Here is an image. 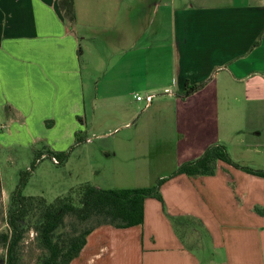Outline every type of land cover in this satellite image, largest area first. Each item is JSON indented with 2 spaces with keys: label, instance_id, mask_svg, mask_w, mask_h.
<instances>
[{
  "label": "crops",
  "instance_id": "0c3cea01",
  "mask_svg": "<svg viewBox=\"0 0 264 264\" xmlns=\"http://www.w3.org/2000/svg\"><path fill=\"white\" fill-rule=\"evenodd\" d=\"M59 1L0 0V197L6 153H67L78 134L98 139L87 142L93 166L101 155L114 164L117 148L136 157L142 141L164 145L159 173L129 182L154 186L214 145L264 170L253 160L264 164V0H73V26ZM140 93L158 96L142 113L127 101ZM117 125L142 132L96 136ZM161 192L165 211L149 199L143 226L95 229L71 264H264L263 178L218 162L214 176H178Z\"/></svg>",
  "mask_w": 264,
  "mask_h": 264
},
{
  "label": "trees",
  "instance_id": "16d2710c",
  "mask_svg": "<svg viewBox=\"0 0 264 264\" xmlns=\"http://www.w3.org/2000/svg\"><path fill=\"white\" fill-rule=\"evenodd\" d=\"M60 9L71 26L76 22L73 0H60ZM208 82L187 85L180 98L187 100L202 90ZM77 144L83 138H77ZM48 153L59 160V165L69 158L70 152H38L30 170L20 173L7 212V230L0 232V264H23V244L30 231L35 233L36 246L41 254L36 264H71L86 247L88 237L102 226L116 229L141 227L145 222V203L159 201L164 208L162 187L178 176H214L218 162H223L249 175L264 179V170L253 169L234 162L226 147H209L197 160L181 165L172 175L159 179L154 187L138 189L103 190L91 184L73 189L69 194L56 198L52 203L41 196H25L26 188L38 159ZM259 215L264 210L256 208ZM70 218L71 221L67 222Z\"/></svg>",
  "mask_w": 264,
  "mask_h": 264
},
{
  "label": "rangeland",
  "instance_id": "374dc122",
  "mask_svg": "<svg viewBox=\"0 0 264 264\" xmlns=\"http://www.w3.org/2000/svg\"><path fill=\"white\" fill-rule=\"evenodd\" d=\"M94 53L103 56V47L101 46L99 51L94 49ZM103 61L104 58H95V66L101 65L96 69L97 71L102 69ZM139 95L141 97H145V94L143 93H140ZM151 95L155 96L154 100L158 98L157 94ZM127 101L130 103L133 101L137 108L140 109L139 113H142L145 110V103H138L133 97L127 99ZM132 125H135V122L129 127ZM129 127L117 125L114 126L110 132L106 130L107 134H104L103 132H97L96 136L100 138H117L120 136V138L123 140L121 143H125L126 138L131 141L134 139L131 137L133 134H140L142 132V129L140 128L137 130L135 128L129 129ZM80 136L81 135L78 134V137ZM89 137H92L91 140H93V142H97L98 140L95 138V136L90 134ZM80 138H83L84 141L80 144H77V141L75 142V144L70 149L71 155L64 165H55L52 161L53 156L48 155V153H45V155L38 159L39 161L32 171L28 184L24 189L25 196H41L44 197L48 203H52L56 198L67 195L71 190L76 189L84 184H91L93 186L102 185L105 187L103 190L138 189L134 188V185H149L147 188H151L155 186H152L154 183L153 181L149 182L148 184V179L145 178L142 182H129V177L131 175L134 177H143L146 176V174L151 177L152 174H155V172L158 174L163 168V166L160 165V170L156 171L160 167V162L165 163V160L168 159V154L164 152L166 149L164 145L159 144V142L154 144L151 141H142L144 151L140 156H127L125 155V152L117 148L115 150L117 152V159L114 164L107 161V156L101 155V157H99V161H103V164L100 166H93L90 160L91 156H93L95 153V151H93L94 145L87 144V142H90L91 140L87 141L84 135ZM105 144H112V140H103L96 144V146L99 147ZM157 144H159L157 147H153ZM35 149V151L29 150L27 153L22 152L19 149L9 153L5 152L6 154L2 152V154H5L7 158H14L10 163H7L6 157H2V164L7 166V170L4 168V170L1 172V183L3 190L8 196H5V199L0 197V232L7 230L6 219L9 203L11 195L19 182L20 173L30 170L31 165L35 160L36 154L40 152L38 151L40 150L39 144L36 145ZM110 159L112 160L113 158ZM253 160L256 161L255 165H264L263 160L259 158L254 157ZM25 165H29L28 168L25 167ZM113 180H116V182L111 183ZM70 221L71 219L68 218L67 222ZM35 236L36 235L33 231H30L26 236L22 252L23 264H36V260L41 254V251H39L36 246ZM207 245L208 242L206 241V246ZM195 251L204 259H209L212 257L210 251L205 253L199 251L198 249H195ZM2 254H4V252L2 249H0V256Z\"/></svg>",
  "mask_w": 264,
  "mask_h": 264
},
{
  "label": "built area",
  "instance_id": "2783aa9c",
  "mask_svg": "<svg viewBox=\"0 0 264 264\" xmlns=\"http://www.w3.org/2000/svg\"><path fill=\"white\" fill-rule=\"evenodd\" d=\"M138 102L145 103L146 108H149L153 103L155 96L154 95H147L145 97L136 96ZM52 161L55 165H59V160L56 157H52Z\"/></svg>",
  "mask_w": 264,
  "mask_h": 264
}]
</instances>
